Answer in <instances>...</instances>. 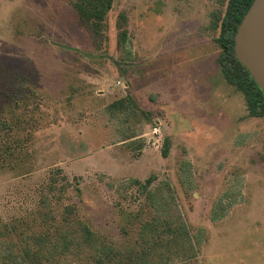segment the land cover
I'll return each instance as SVG.
<instances>
[{
	"label": "rangeland",
	"instance_id": "rangeland-1",
	"mask_svg": "<svg viewBox=\"0 0 264 264\" xmlns=\"http://www.w3.org/2000/svg\"><path fill=\"white\" fill-rule=\"evenodd\" d=\"M226 3L114 0L96 33L67 0H0V243L65 175L58 202L123 249L135 235L120 227L146 204L130 179L154 176L151 189L168 180L191 232L204 231L198 264H264V117L216 61ZM126 96L150 120L112 106Z\"/></svg>",
	"mask_w": 264,
	"mask_h": 264
},
{
	"label": "trees",
	"instance_id": "trees-1",
	"mask_svg": "<svg viewBox=\"0 0 264 264\" xmlns=\"http://www.w3.org/2000/svg\"><path fill=\"white\" fill-rule=\"evenodd\" d=\"M79 20L93 32L99 33L106 26V17L114 0H67ZM253 0H227L225 11L218 25L216 37L221 51L216 58L225 80L243 94L250 116L264 117V94L247 69L234 54V35ZM126 15L119 13L115 26L117 42L124 47L128 42ZM217 27V26H216ZM128 101V105L126 102ZM125 111L131 109L145 117L148 112L140 109L135 101L126 96L112 104ZM147 120L150 118L147 116ZM169 140H163L162 156L168 154ZM53 174V173H52ZM58 175L59 172H57ZM156 180L149 176L143 181L130 182L145 193L146 204L135 213L128 212L136 223L133 227L121 226L120 232L131 237L127 246L118 247L106 241L79 216L73 203L58 201L71 186L65 175L50 177L49 185L42 189L38 206L15 218L8 231H16V238L0 243V259L3 264H73L63 261L74 255L79 261L85 257L93 264H198L199 245L204 231L192 233L178 208L177 196L168 180L151 189ZM52 193L51 199L47 192ZM52 199L59 207L54 206ZM146 213V217H143ZM220 214L213 215L215 220ZM129 228V229H128ZM132 228V229H131ZM121 248V249H120ZM197 260V261H196Z\"/></svg>",
	"mask_w": 264,
	"mask_h": 264
},
{
	"label": "water",
	"instance_id": "water-1",
	"mask_svg": "<svg viewBox=\"0 0 264 264\" xmlns=\"http://www.w3.org/2000/svg\"><path fill=\"white\" fill-rule=\"evenodd\" d=\"M233 49L264 94V0H253L237 27Z\"/></svg>",
	"mask_w": 264,
	"mask_h": 264
}]
</instances>
